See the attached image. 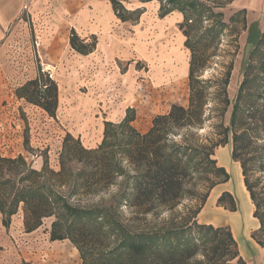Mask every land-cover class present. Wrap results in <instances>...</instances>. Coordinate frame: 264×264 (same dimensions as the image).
<instances>
[{
  "label": "rangeland",
  "instance_id": "374dc122",
  "mask_svg": "<svg viewBox=\"0 0 264 264\" xmlns=\"http://www.w3.org/2000/svg\"><path fill=\"white\" fill-rule=\"evenodd\" d=\"M107 1L111 5L116 3L118 11L126 19L118 18L113 6V13L109 15L104 5ZM190 1L194 5H189ZM55 2H47L37 21L27 17L25 31L22 28L21 32H17L16 42L13 41L3 54L4 59L12 62L11 76L14 78L6 77L0 87V155L12 158L22 156L26 171H41L45 166L44 176L38 179L52 182L53 188L73 205H102L107 208L112 219L117 221L111 225L102 224V227L92 224V221L88 223L89 228L104 232L100 237H85V233L65 237L76 248L79 246L75 239L88 242L85 249L90 248L92 260H101L102 254L121 246L125 236L123 231L134 234L141 228L155 229L168 223L172 215L176 216L175 221H179L187 213L185 206L197 204L214 177L210 173H205V177L194 175L190 185H184L183 198L174 210L163 209L158 214L151 212L144 215L129 206L125 198L119 201L123 189L131 193L135 168L120 160L123 172H116L114 167L113 175L104 178L102 184L95 185L92 181L99 178V174L93 172L96 163L88 165L80 161L75 154L77 150L73 148V140L77 139L84 149H95L102 141L105 122L114 124L118 133L116 124L127 108L134 111L130 125L138 132L145 133L153 117L168 113L172 104L187 107L190 96L189 61L191 53L195 52L196 62L203 65L197 72L198 78L208 81L204 122L195 133L199 140L218 142L224 134L215 125L228 128L227 142L215 146L211 158L216 166L228 170L234 183L232 165L236 162L231 156V111L237 101L241 104L240 109L253 108L252 112L264 106V45L250 54L254 43L249 45L247 42L250 27L258 28L260 32L264 29V0H177L169 4L173 10L164 16H159V12L167 0H59L61 6ZM52 4L59 6L60 13L65 15L64 26L57 30L50 29V24H58V20L51 16L54 11ZM174 10L182 16L179 21L171 17ZM90 17H93L94 26H98L91 32L85 29L86 19ZM69 28L76 32L79 40L89 44L96 40L98 49L86 55L75 51L65 41ZM94 33L96 35H92ZM179 34L183 35L182 41ZM37 38L38 46L35 45ZM185 39L189 47L184 44ZM112 45L118 48L113 55L108 49ZM39 71L57 86L54 116L16 95V88ZM227 72L225 93L228 104L222 111L223 91L220 84ZM245 77L246 84L239 98V87ZM252 134L257 142L264 143L263 129H253ZM67 135L70 137L64 142ZM179 137L174 136L177 140ZM113 149L115 161H118L121 152L117 151L116 146ZM258 165L257 160L251 163V181L264 177V158L263 167ZM80 171L92 175H78ZM17 174L12 175L16 181L19 178ZM62 179L65 181L62 182ZM80 181L90 186L88 191H75L72 188ZM222 183L215 184L209 191L196 215L198 223L219 226L213 221L218 204L216 200L212 202L210 194L215 188L220 190ZM21 184L26 183L16 184V187ZM263 184V179L257 181L254 189L258 200L262 201L259 213L264 216ZM20 205L11 216L8 227L1 224L0 213V264L27 262L23 253H26L27 243L32 239L25 238L27 231ZM54 218L53 215L43 218L42 223L34 229L38 234L34 238L38 242L42 241L44 234L49 233ZM63 219H60L63 222L60 225L62 230L67 225ZM257 235L264 240V232ZM206 240L207 235H194L193 243L197 251L188 264L203 260L205 250L210 247ZM220 252H210L207 264H222L224 257L219 258Z\"/></svg>",
  "mask_w": 264,
  "mask_h": 264
},
{
  "label": "trees",
  "instance_id": "16d2710c",
  "mask_svg": "<svg viewBox=\"0 0 264 264\" xmlns=\"http://www.w3.org/2000/svg\"><path fill=\"white\" fill-rule=\"evenodd\" d=\"M174 1L177 0H167L165 7L160 10L159 16H164L173 10L169 4ZM189 5H194V3L190 1ZM112 6L116 9L118 18L125 20L126 18L118 11L116 3H112ZM247 42L249 45L254 43L250 54L257 52L261 45H264V29L260 32L258 28L250 27ZM69 44L78 53L88 54L95 49L96 40L90 44L79 40L78 35L72 29L69 35ZM184 44L188 46L187 39ZM202 66L196 62V54L192 52L188 68L190 89L188 106L172 104L168 113L153 117L152 124L145 133L138 132L130 125L134 119V111L127 108L123 118L116 124L118 133L115 131L114 124L105 122L102 141L95 149H84L77 139L73 140L72 145L77 150L75 154L80 161H84L88 165L96 163L93 166L96 170L93 172L99 174V178L92 181L95 185L102 184L104 178L113 175L114 167L116 172L122 173L123 167L120 160H125L135 168L136 173L133 175L135 181L131 193H127L126 188L123 189L119 201L125 198L129 206L138 209L144 215L151 212L158 214L163 209L174 210L183 198L184 185L189 184L194 175L205 177L207 176L204 175L205 173H210L214 177L209 181L198 203L185 206L187 213L179 221H175L176 216L172 215L168 219V223L155 229L141 228L134 234L123 231L125 236L121 246L107 254H102L101 260H92L90 248L85 249L88 242L75 239L79 246L77 249L82 264H188L189 259L197 251L193 243L195 234L207 235L205 243L210 244L209 249L207 248L203 254V260L196 262L197 264H207L210 252L217 251H221L219 258L224 257L222 264H245L239 256L237 243L232 237L229 227H213L212 224L198 223L196 219V215L205 203L211 188L229 178L224 167L216 166L215 160L211 158L215 146L227 142L228 128L215 125L216 129L220 127L221 133L224 134L223 139L218 141L219 143L212 139L209 141L199 140L195 133V130L200 128L204 122V105L208 84V81L198 78L197 72ZM246 72L245 69V74ZM246 75L248 76V74ZM228 76L229 72L226 73L220 84L223 91L221 103L224 108L222 111L228 104L225 93ZM246 79L245 77L240 84L239 98L245 87ZM15 91L19 98H25L28 102L42 107L51 116H54L57 105V86L41 71L37 72L34 78L17 87ZM240 105V102L237 101L230 115V126L233 131L231 156L234 161H238L240 164L244 186L255 207L253 216L258 218L260 223L259 228L252 232V237L258 244L264 246V240L257 235L264 232V216L259 213L262 201L258 200L257 192L254 189L255 183L261 179L264 180V177H258L256 181L250 180L251 163L257 160L258 166L263 167L264 143L257 142L256 136L252 132L258 127L260 130H264V106L252 112L253 108L242 110ZM251 124L253 125L251 126ZM175 135L180 136L178 140L174 138ZM69 137L70 135H67L64 142ZM114 146L117 151L121 152L118 161H115L116 158L113 155ZM45 168L44 166L41 171L36 169H27L26 171V163L22 156L12 158L0 155V213L3 225H8L10 217L17 212L20 204L24 212L23 225L27 232L37 228L43 218L52 215L55 217L49 230V239L51 240L63 239L68 234L78 236L81 233H85V237L89 235L90 238H97L104 232L101 229L89 228V222L92 221V224L95 223L102 227L104 224L111 225L117 221L115 218V220L112 219L105 206H81L68 202L66 197L60 195V192L53 188L52 182L47 183L38 179L40 176H44ZM18 172L20 173L17 174ZM16 174L19 175L17 181L12 178V175ZM54 174L58 175V173ZM77 174L92 175L87 174L86 171L85 173L80 171ZM20 183L26 184L16 187V184ZM262 186L264 187V184ZM72 188L75 191H88L90 186L84 181H80L73 184ZM216 202L231 211L236 209V202L227 191H223ZM61 218H65L63 220L67 222L66 228L63 230L60 229V225H63Z\"/></svg>",
  "mask_w": 264,
  "mask_h": 264
},
{
  "label": "crops",
  "instance_id": "0c3cea01",
  "mask_svg": "<svg viewBox=\"0 0 264 264\" xmlns=\"http://www.w3.org/2000/svg\"><path fill=\"white\" fill-rule=\"evenodd\" d=\"M49 0H0V87L1 82L5 78L13 79L11 76L12 62L3 58L5 50L16 42V34L26 29L27 17H31L33 21H37L39 14L47 7ZM55 4L60 5L59 0H56ZM53 7L55 6L52 4ZM107 13H113L112 5L109 1L104 3ZM58 7H54L51 16H54V20H58V24H50V29L57 30L62 25L64 26L65 15L62 16ZM106 12V11H105ZM171 17H174V21L181 19V14L174 10L171 12ZM31 15V16H30ZM110 15V14H109ZM90 16V14H89ZM25 18V20L23 19ZM86 30L90 32L95 30L96 27L93 23V17L86 19ZM48 26V24H46ZM110 28V25H107ZM23 28V29H22ZM72 29L69 28V33L65 35V41L69 42V35ZM26 33V32H25ZM69 34V35H68ZM92 35H96L95 33ZM180 35L181 41L183 35ZM38 39V38H37ZM39 41V39H38ZM45 43V39L42 40ZM39 43V42H38ZM98 42L95 45V49L88 54L98 49ZM113 46V45H112ZM108 48V47H107ZM110 54H116L118 48L113 46L108 48ZM86 55V54H85ZM187 67L185 68V72ZM35 77V76H34ZM33 77V78H34ZM29 79H32L31 77ZM236 162V163H235ZM232 165L234 171V183L233 179L229 175V179L223 182L222 188L213 189L210 194V199L217 200L218 196L223 192H229L235 202L236 209L229 210L221 205L215 206L213 221L219 226L229 227L232 237L237 243V249L239 256L244 260L245 264H264V246H261L252 237V232L257 230L260 226L258 218L253 216L254 204L250 198L249 192L243 185V176L241 173V167L239 162L234 161ZM225 166L224 164H222ZM228 166V165H227ZM226 167V166H225ZM228 172V170H227ZM229 173V172H228ZM241 174V176H240ZM11 218V217H10ZM2 224V216H1ZM10 224V219L9 223ZM3 225V224H2ZM3 225L4 227H8ZM30 231L25 232V238H30V242L27 243L26 253H23L26 264H82L79 250L71 243L67 238L63 239H49V233L44 234L45 237L42 241H37V232Z\"/></svg>",
  "mask_w": 264,
  "mask_h": 264
},
{
  "label": "built area",
  "instance_id": "2783aa9c",
  "mask_svg": "<svg viewBox=\"0 0 264 264\" xmlns=\"http://www.w3.org/2000/svg\"><path fill=\"white\" fill-rule=\"evenodd\" d=\"M38 42H39L38 39H36V40H35V45H36V46L39 45Z\"/></svg>",
  "mask_w": 264,
  "mask_h": 264
}]
</instances>
